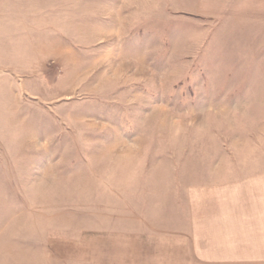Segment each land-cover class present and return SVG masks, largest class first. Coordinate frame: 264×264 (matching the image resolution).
<instances>
[{"label":"rangeland","instance_id":"374dc122","mask_svg":"<svg viewBox=\"0 0 264 264\" xmlns=\"http://www.w3.org/2000/svg\"><path fill=\"white\" fill-rule=\"evenodd\" d=\"M234 21L196 0L81 1L34 34L30 65H0L16 84L0 93V264H122L88 240L132 217L115 181L157 155L176 170L212 154L230 177L264 155V20Z\"/></svg>","mask_w":264,"mask_h":264},{"label":"crops","instance_id":"0c3cea01","mask_svg":"<svg viewBox=\"0 0 264 264\" xmlns=\"http://www.w3.org/2000/svg\"><path fill=\"white\" fill-rule=\"evenodd\" d=\"M81 1L87 0H0V65L15 70L30 65L33 50L41 47L34 34L46 33L49 18H64ZM196 2L208 16L248 19V25L264 20V0ZM246 27L245 32L251 28ZM3 49L18 50L20 58H9ZM245 61L236 64L247 66ZM5 68H0V93L8 97L16 84L4 77ZM12 111L0 106V113ZM211 155L190 152L176 170L156 169L162 164L157 155L155 168L146 174L137 170L128 184L111 183L120 207L132 217L103 219L107 229H89L88 240L111 243L106 249H119L122 264H264V155L248 160L253 164L234 171L232 177L211 171ZM107 201L97 200L99 209ZM113 221L115 229L109 228Z\"/></svg>","mask_w":264,"mask_h":264}]
</instances>
